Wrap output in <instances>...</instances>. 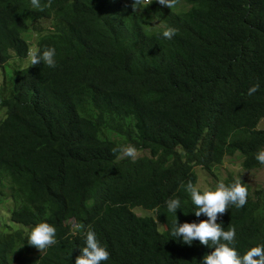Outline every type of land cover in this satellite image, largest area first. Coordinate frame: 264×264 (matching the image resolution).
<instances>
[{
  "label": "trees",
  "instance_id": "trees-1",
  "mask_svg": "<svg viewBox=\"0 0 264 264\" xmlns=\"http://www.w3.org/2000/svg\"><path fill=\"white\" fill-rule=\"evenodd\" d=\"M164 26L177 35L164 39ZM31 46L54 48L56 67L29 64L1 79L0 207L23 229L0 232V264H75L89 228L110 253L102 264H201L207 246L172 237L165 204L179 198L178 223H199L207 218L181 187L197 186L196 168L218 178L226 158L262 166L264 0L152 1L134 12L131 0H52L43 11L0 0V65ZM125 145L135 160L117 159L112 150ZM240 180L247 203L217 223L236 229L242 256L264 245V190L250 194ZM41 222L58 241L43 252L26 243Z\"/></svg>",
  "mask_w": 264,
  "mask_h": 264
},
{
  "label": "clouds",
  "instance_id": "clouds-1",
  "mask_svg": "<svg viewBox=\"0 0 264 264\" xmlns=\"http://www.w3.org/2000/svg\"><path fill=\"white\" fill-rule=\"evenodd\" d=\"M152 1H155L166 9H171L177 3V0H131L133 12L139 11L142 6H147ZM51 3L52 0H47V3L42 5L41 0H30L31 7L40 11H43L46 7H51ZM148 23H150V25L155 24L150 18ZM159 27H163V25L159 24ZM177 33L178 30L176 28L164 26L162 36L164 39L171 40L177 35ZM26 58H28L32 67L37 66L42 62L49 68L56 67L55 49L51 47L45 48L41 52L39 49L36 50L31 46ZM16 60L13 64L10 63L8 65L13 68V71L21 69L19 61L17 60L16 64ZM1 66L2 65H0V67ZM6 68V65L1 67L3 71L1 73L2 76L3 73L6 72ZM2 76L0 77V85ZM259 90V83L253 84L248 89V95H253ZM0 109L4 111L3 117H5V109ZM2 118L0 120H2ZM112 151L113 153H119L117 159L131 158L132 160H135L138 156V151L133 145L120 146L114 148ZM236 156H238V154ZM255 159L262 166L254 170L263 168L264 149L259 150L255 154ZM181 187L184 188L190 196L191 204L194 206L192 213L196 217L203 215L207 219L200 220L199 223H178L175 213L177 209L180 208V200L179 198H169L166 201L165 206L167 211L173 213L175 216L170 235L175 237V239H179L183 244L188 245L189 247L192 245L193 241H199L200 245L207 246L205 248L207 254L202 258L201 264H264V245L251 247L241 256L235 248L231 246L235 242L236 229L230 227L228 230H225L221 224L217 223L218 218L223 216L230 206L239 209L247 203L248 189L244 183L241 182L239 177L230 185H226L223 182L218 183L215 190L205 189L201 191L200 188L194 185L191 181H188L187 184L182 182ZM248 187L250 188L249 185ZM260 189L264 190V188L256 190L250 188V194H255ZM147 212L148 214L144 211V215H149L154 218V222L160 232L166 229L165 225L157 218V216H155L154 212L148 210ZM150 212L152 215H150ZM10 222V219L7 218V222L4 224L0 223V232L8 233L17 229H23L21 225ZM75 228L77 230L82 229L83 225L77 223ZM57 242L55 227L46 222L38 223L27 231L26 243L29 246L36 248L39 252L47 250L51 246L56 245ZM84 244L85 246L80 249V255L75 258V264H102L103 261L109 259L110 253L105 247L100 245L95 232L90 228L85 233Z\"/></svg>",
  "mask_w": 264,
  "mask_h": 264
},
{
  "label": "rangeland",
  "instance_id": "rangeland-1",
  "mask_svg": "<svg viewBox=\"0 0 264 264\" xmlns=\"http://www.w3.org/2000/svg\"><path fill=\"white\" fill-rule=\"evenodd\" d=\"M151 21L159 27L160 22L158 20L151 19ZM52 24H53V21L42 22V26L44 28H47V27L51 26ZM15 60L16 59H14V61H11V64H13L15 62ZM19 63H20L21 69L27 68L30 64L28 58L20 60ZM16 64H17V60H16ZM6 67H7L5 69L6 73H11L13 68L9 67L8 65H6ZM2 72L3 71L0 67V77L2 76L1 75ZM3 116H4V111L2 109H0V119ZM259 128H264V118L261 120V122L259 124ZM195 171H196L197 177H198L197 186L201 190L210 189L211 187L217 185V182L219 180H223L224 178H227V176L229 174H232L236 178L239 177V178L243 179L250 186V188L252 190L264 188V167L261 169H258V170L246 172L245 170H243L240 167V161L238 160V158H232V159L226 158L223 165H220L218 168V172H217L218 178H215L212 174H208L207 172L202 171L200 168H196ZM134 212L137 215H144L145 214L144 211L141 209H135ZM6 213L7 212H6L5 208L0 207V223H2V224L7 222V218H9V213H7V216H6ZM146 213L148 214L147 211H146ZM150 215H152L151 212H150Z\"/></svg>",
  "mask_w": 264,
  "mask_h": 264
}]
</instances>
